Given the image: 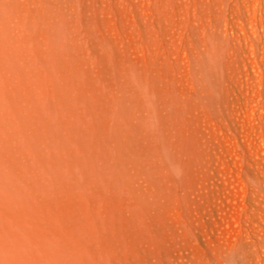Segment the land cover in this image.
Wrapping results in <instances>:
<instances>
[{
	"label": "rangeland",
	"instance_id": "obj_1",
	"mask_svg": "<svg viewBox=\"0 0 264 264\" xmlns=\"http://www.w3.org/2000/svg\"><path fill=\"white\" fill-rule=\"evenodd\" d=\"M197 1L199 0H189V7L190 5H192V3L195 6V4H197ZM107 2L109 1L107 0ZM109 4L111 5L110 2L106 5ZM24 5H26V8L28 9L27 4L25 3ZM114 6L116 7L117 5ZM154 7L156 6L154 5L153 8ZM30 8L34 9L35 12L34 7ZM117 9L119 14L118 12L114 13L112 12L114 10H111V16L108 15L107 17L106 15V19L109 23H107V25L110 26V23L116 22L121 27V32L123 33V35L120 34V30L119 34H117V32L116 34L118 37L120 35L122 36V38L123 36L128 37L126 39H123L125 40V42H123L122 38L119 37L122 40V43L125 44L127 42V53L134 54V49H136L135 54H137L138 57L142 58H138V62L136 63H140L142 60L141 65L144 61L143 59H145L143 57H145L146 55V58L149 60H147V63L149 62L147 68H149L150 65L152 66L153 64V67H155V69L153 70L154 72H152L155 73V77H157L158 75L159 78L162 77L163 81L165 80L162 83H168L170 88L173 85V87L178 91L182 93L186 91L195 96L197 92H193V90L191 91V89L193 88L192 82L195 81V84V79L197 77L195 76L196 78H194L193 81L194 74L192 75V73L195 72V69L191 63V60L188 61V59L186 62L188 55H190V47L186 40V37L185 39L184 37H181L182 34L180 33H183L185 36L183 28H177L179 31H177L179 35L174 34L175 37L173 38L171 36H167L169 32H165V28L157 25V20L155 18L158 17L157 19L159 20V16L157 14H154L155 12H153L156 17H150L155 20H153L152 18L150 19L151 21L153 20L152 22H155L156 25L154 23L151 24V21L149 20L150 25H154V28L158 26L160 27L159 30L162 29L164 30V33H167L164 34L163 32H161L162 30H160V32L158 30L156 35V30L155 32L154 30H151V33H153V36L156 39H160L161 41L163 39L162 43L164 45L161 44V41H158L161 47H156L160 50L162 49L160 51L161 55H159V50L157 51V49L151 44L152 41L149 40L150 36L149 38H147L148 35L146 36L144 35L145 33H142L146 37H143V35H141V38V36H139L136 31H134V33L132 34V31L130 32L128 30L127 33V30L125 31L123 29L124 25L122 26V22L124 20L122 21V17L124 16L122 11H120L121 8L117 6ZM194 9H196L197 11L199 7L195 6ZM29 10H27L28 14L26 13V17L32 23H30L27 18H25L24 21L26 22L23 23H26V25H21L24 28V36L28 35L26 36L28 38V42L26 41V37H22L18 40L15 38H11V36L9 35H6L4 33L6 28H3L0 25V40L2 42L0 44L10 50H14V47L16 46L18 49H20V55H16L17 59H15L16 57L13 55H10V57L8 56V58L6 57L7 55L5 53L2 54L5 47L0 46V96L4 98L3 99L2 97H0L4 100L3 101L2 99H0V101L3 102H0V165L5 167V179L3 182H0V264H220L217 263L218 261H214V257L212 258V256H214V253L212 252L215 249H218L219 244L222 245V242L224 244L227 240H229L228 238L231 239L234 234H243L242 232L246 233V231L251 230L253 225V221H251L252 219H250V214L253 208V202L250 200V196L252 195L255 186V182L252 178L255 177L253 171L264 170V110L261 111V105L264 104V98L261 99V102H256L254 100L252 102L250 101L253 110L252 119L254 122V126H252L249 124V120L247 121V108L245 109V105L247 103L246 94H248V92L246 91V88L243 87L245 86V84H243L244 81L239 78L241 75L238 73V75L240 76H236L237 74L235 76L237 77V81L241 80V85L239 84V81L237 84H229V82H227L229 84L228 85L227 83H225L228 86L223 83L220 92L215 95L213 100L210 98V100L212 101L215 100L214 104L208 99H206V101H209L210 103H208L210 105L208 103L205 104V101H203L206 106L202 108L203 110L200 109L202 112L197 108L196 109L198 111L196 112V109H194L195 107L193 108V106H195L196 104H192V102L188 99L186 100L187 102L184 101L185 104L182 103L183 100L182 102H179L178 107L182 109L177 111V114L174 116V120L171 125L169 124L170 117L168 115L165 116V118L168 117L169 119H165V121H167L168 123H164L168 124V126L164 124L163 126L165 127L163 131L166 132V134L170 133V136H168L169 138L174 135L170 139L167 138V140L170 142V145L168 142H166L167 140H163V143L162 139L160 138L163 131L159 134V129L157 128V131L154 130V127L151 126V124L146 119H143L145 122H143V120L141 121L139 119L138 121L136 119V123H133V127L136 128V132L132 133L131 129L133 127H128L130 131L128 130L129 133H127V131H125L124 129V131L120 130L121 126L124 125V122L123 125H121V123L119 122L121 121V119L119 117L116 118V116L114 117V119H112L113 116L110 115L112 112L107 109L106 112L103 109L104 107L100 106V101H92L95 100L91 97L94 93L91 91V89H89V92L87 90L86 92L85 89L88 85H92L91 87L94 86V89H96V87H98L99 89L103 87L102 85H100L101 87H99V81L101 77L105 79L104 77L106 75L104 76V74L106 73L104 72V70L107 71L108 67L105 63H107L108 60L115 65V68L116 65L117 67L119 66V68H122V64L125 62V60L128 61L131 55L129 56L126 53V50L125 53L127 54L128 58L125 53H122L124 52L122 51V47L124 48L125 45H122L121 50H119L121 51V54H112L111 56H109L110 58L112 57L111 59H108V56H102V54L100 53L101 51L99 52L98 49L93 48L95 50H98L96 51L97 54L94 53V55L96 54L97 60H95L96 58H94V61L91 62H97L96 64L98 73L96 72L95 74H93L92 72L91 74H89L90 72H88L87 74L86 71V74L88 75V78L89 76L95 77L96 83L94 82L93 84V82L91 83V81L88 79L87 81H90V84H86L85 87L84 85L81 86L83 88L76 85L73 87L74 89L70 85L69 88L68 86H64V90L68 92L69 96L66 93L62 92L61 97H63L62 99H66L67 97H69V99H71L70 101L75 98L76 102H79L81 107H85L88 111H90L84 113L86 114L85 118L87 120V123L88 121H90V123L92 121V123H94L91 124L92 127L95 126L98 127V129L102 130V135L99 134L102 136V138H100L98 134L94 135V139L91 140V144H93V146H88L85 142H82L83 140H79L80 142H77L75 140L73 141V149L75 150H73L72 152L77 154V160L79 162L81 161L80 163L76 162L77 160L73 161L70 158L72 152L70 155L65 154L66 151L63 152L64 148H59L60 150H57L54 153H50V151L48 153L46 151L47 154L43 153V156H40L41 154L37 153L38 159L36 163H34V161L31 159V157L33 156L30 154V151L28 153L26 149H22L20 145H14L16 143L13 144L12 141L11 144L10 140H8V137L22 139L27 136H25V133L22 134L24 132L23 128H20L23 130V132L22 130L18 129L19 127L17 128V126H21V124H23L24 122L22 120V116H29L27 109H31V106L26 107L25 102H27V100L31 102L33 98L37 97L36 94H40V97L45 95V98L47 95L46 99L43 97L46 101V104L49 103L50 100L52 101V99H54L55 101V97H48L47 89L50 88L49 92H51L50 90L54 88L52 90L56 91V97L61 93L59 91L60 89L58 90V88H56L58 87V84L56 83L58 81H56L55 78L59 80V78L63 76V72L61 71V73L59 72L60 70L53 69L55 72L53 73V70H48L51 69L48 65L47 66L49 68L45 66L48 69H46L42 65V67H40L41 69H39L40 65L38 66L37 64H33L35 66H38V68L37 66L35 67L38 70V74L39 70L41 71L40 76L37 75L36 77V74L34 73L35 75L33 76L32 72L31 76H33V79H37L38 77L40 82V79H43L44 77V79L47 78L46 80L50 81L49 76L51 75L47 74L48 70L54 75L59 74V76L56 75L55 78H53L55 80L54 83L57 84V86L52 82L53 84L49 85V88H47L48 86L44 84V87L42 85L39 87L40 84L38 83V80L35 81L32 79L31 83L36 84L35 82H37L38 84L36 85L38 86L35 87L34 85L29 84L30 87H28L27 82L29 83V81H31V76L28 75L30 72H27V66L25 67L26 69L24 68V66L27 64L25 60L29 56V48L27 47V45H31L33 49L35 47L34 50L36 52H39L40 48L44 51L48 49V47L44 48L46 44L42 39H40V32L47 31V28L44 27L42 28V31H38V29H41V27H43L44 25L43 23H38L39 21H36V12L33 15L34 12ZM153 10L156 11V8ZM192 10L193 9L191 8V11ZM196 11L194 10V12ZM137 13H135L136 16L134 15L135 17L131 21L134 24L137 21V23L139 22L140 25H143L144 22L141 21H143L144 18H141L146 13L144 15H141L142 17L139 15V12ZM196 13L199 14L200 11L198 10V12ZM196 13H194V16L191 13L190 16L196 17ZM31 15L36 19L33 20V17H31ZM15 19L16 18H12L11 21H15ZM91 20L92 21L90 22L91 24H93L94 20L92 18ZM33 21L37 22H35V25H40L34 26ZM145 24H147V22H145ZM98 25L100 24L98 23L94 27H98ZM184 28L186 29V27ZM36 29L37 34L35 32ZM96 29L98 30L99 28ZM141 30L142 29L140 28L138 30V33H141ZM50 31L51 30L49 29V32ZM123 31L128 35H125ZM173 31L174 33H177L176 30ZM30 32L31 35H29ZM53 32L54 31H52V34H58L56 32ZM92 35H95L93 39V36L91 35L86 37L88 38L89 43H91L90 41H92V44L90 45L93 47L97 42L100 43V39L98 35ZM38 39L40 40L39 44L37 43ZM127 39L128 41H126ZM41 41H43L44 44ZM69 41L70 39L68 40V43ZM11 42L12 44H14V46H12ZM70 42H72L70 43V45L72 46L74 41L71 40ZM139 42L142 43L141 46L143 47L140 46ZM37 45L40 47H38ZM132 45H134V47ZM129 46L132 47V50ZM23 47L26 49H23ZM95 50L93 52H95ZM150 50H153V52L157 54L150 52ZM155 50L157 52H155ZM161 52L163 53V56ZM173 52L179 53H177L176 57L174 55V58H172ZM150 53H152L153 57L159 55L162 60H164L163 63L160 64L157 62V60H154L152 57H150ZM32 54L35 55L34 51L32 52ZM22 57L23 60H21ZM133 57L135 58V56ZM175 58H178L180 61H178L177 59L175 60ZM99 59L100 61H98ZM15 60L17 64L16 67H20V72H24H21L19 74V71L17 69L18 72H16L18 74L16 72V74L14 73L13 65L15 64ZM168 60H170V62H167ZM176 61L178 62L175 64ZM99 62L100 64H98ZM19 63H23L24 66L21 67V64L18 66ZM187 63L189 65H186ZM176 65H178V67ZM185 65L188 66L189 69H186ZM100 67L101 69H99ZM43 68H45L44 70H46V73H44L46 75L43 74ZM112 68H114V66ZM150 69H152V67L149 68V70ZM246 69V65L242 66V70H244V72L247 71ZM117 70L118 68H116L115 71ZM101 71L102 74L100 73ZM66 72L68 71L64 72L65 75L72 73ZM189 72L191 75L188 74ZM120 73L118 72V74ZM53 74L52 77L54 76ZM67 75L65 76L66 79ZM65 77H63L64 81ZM166 78L168 81L166 80ZM43 81H41V83ZM12 83L15 86H10V84ZM50 83L47 82L46 84ZM211 84L215 85L216 83L212 82ZM31 85L34 86L35 89H33L34 87H32V90ZM177 86L179 88H177ZM44 88L47 89L45 90ZM80 88L82 91L80 90ZM53 91L51 93L52 95H54ZM73 91L77 93H74ZM63 93L66 95L65 97L63 96ZM189 93H187L186 95L189 96ZM71 94H73V96ZM88 96V100L91 98V100L89 101L86 100ZM80 97H82V101ZM184 98L187 99L186 96H184ZM75 99L73 101L74 104H72L73 102H70V106L73 107V111L76 112L77 110L79 113V109L77 108ZM67 100L68 98L65 101ZM52 102L49 103V105L47 104V106L49 107L52 104V108L57 107L56 105H53V103L57 104V101L53 103ZM67 102L69 103V101ZM75 104L76 106L74 107ZM37 106L39 107V109H42V107H40L41 104ZM89 106L93 110L89 108ZM38 107L35 106V108ZM94 107L96 111H94ZM70 109L71 108H69V110ZM97 109H100V112H102L103 109V112L100 113L99 111H97ZM52 111H55V109L53 108ZM73 111L70 110V112L68 111V113L70 114ZM96 112L98 115L96 114ZM91 115L93 116V118ZM95 115H97V118L94 117ZM88 116L89 119H87ZM107 116L109 117L107 118ZM110 116L112 118H110ZM98 117L101 118V123L97 122L96 119L100 121ZM115 118L117 120H115ZM16 119L18 121H16L18 125L14 123ZM106 119L111 123H108ZM20 120L22 122L21 124L19 123ZM114 120L117 124L114 123ZM95 121L99 123V126H97V123ZM137 121L141 122L138 124ZM70 123L73 125L74 121L73 123ZM70 123L68 124L69 126L71 125ZM142 123L145 125H143ZM174 123H176V125ZM137 124L141 125L138 127ZM148 124H150L153 129L149 127ZM72 125L70 127H73ZM110 126L111 128L108 129ZM114 126L122 132H118L119 130L113 129L115 128ZM102 127L105 128V131L104 128L102 129ZM92 129L93 128L87 131L83 130V132L84 134L88 132V136H92L90 135V133H95L93 132L94 129ZM96 130L97 129H95V131ZM138 130L140 131L138 132ZM142 131H145L144 135ZM80 132L83 133L82 131ZM123 132L125 134H123ZM16 133L17 135L21 134V136L23 135L25 137H17L16 135L14 136V134ZM87 134H85V136H87ZM124 135L127 136L125 137ZM98 137L100 140H98ZM132 137L133 139H131ZM120 138H122V140ZM157 138H159L160 140L159 145H157ZM172 138H174L175 140ZM116 139H118L119 142ZM125 140H128L127 143ZM131 141H135V144H143L144 149H142L144 150V152L138 146H136V149L132 148L133 145L132 143H130ZM153 141H155V144L153 143ZM26 142L24 144H26ZM121 143L122 146L120 145ZM147 143H149L148 145L151 144V147L148 146ZM74 145L76 147H74ZM95 146H97L96 149ZM166 146L168 148H166ZM122 147L124 150L122 149ZM89 148L91 150V154L88 153ZM30 149H32V147L28 146V150ZM108 150H110L111 152ZM157 150L161 151L159 152ZM82 151L85 152V155L87 157L83 154ZM117 151L118 153L121 151L120 155H118ZM146 152H148L147 155L148 157H150L149 163L151 164V166L149 164H146L144 162V159L140 157L142 153L143 156L146 155ZM78 153L80 154V156ZM97 153L99 154L98 156ZM81 154H83L85 157ZM95 154L97 157H95ZM135 154H137L138 156H135ZM91 157L93 158V160L96 159L97 161H93L92 159L89 160V158ZM152 157H154V159ZM33 158L35 160V157ZM102 158L104 159V161L102 160ZM94 162H97L98 164L96 163L95 165ZM127 162L128 164H130L127 165ZM133 163L134 165H136L135 167ZM119 164H122V167ZM139 164H141L140 167ZM124 165H126V167H124ZM148 165L152 169H148ZM110 167L111 169H109ZM137 169H141L142 172L141 170L138 171ZM148 170L150 174L148 173ZM146 173H148L149 175L146 176ZM142 174L145 177H143ZM260 174L261 177L264 178V174ZM140 179L144 184L142 183V181H140ZM139 184L142 185V187ZM247 214H249V217ZM225 238H227V240ZM216 242H218L219 244ZM210 253H212V255Z\"/></svg>",
	"mask_w": 264,
	"mask_h": 264
},
{
	"label": "bare ground",
	"instance_id": "obj_2",
	"mask_svg": "<svg viewBox=\"0 0 264 264\" xmlns=\"http://www.w3.org/2000/svg\"><path fill=\"white\" fill-rule=\"evenodd\" d=\"M108 1L111 3V5L110 4L106 5L107 3H109V2H107V0H0V25L3 28L4 27L6 28L4 33L6 35L11 36V38H13V39L15 38V39L19 40L22 37L28 36V35L24 36V33H25L23 31L24 28L21 25H24V24L26 25V23H23V22H26L24 20H25V18H27L26 17L27 16L26 15L27 10L30 9L32 12H34V9H31L30 7L35 8V12L37 14V16H36L37 20L36 21H39L38 23H43V25H44L43 27L40 26L41 29H38V31L39 30L42 31V28H44V27L47 28V31L40 32V39H42L44 41V43L46 44L44 48L48 47V49H46L44 51L43 49L40 48L41 52L40 51L36 52L34 50L35 47L33 49V47L31 45H27V47L29 48V50H28L29 56L25 60L27 64L24 66L23 63H19L18 66L20 64H21L20 66L21 67L24 66V68L27 66L26 67L28 70L27 72L28 73L30 72L29 74L28 73L27 74L31 76V74L33 72V76L36 74L35 77L37 75L40 76V73H41V71L39 70V74H38V72H37L38 70L35 68L37 65L38 66L40 65L39 69H41L40 67H42V66L45 67L48 65L51 69H48L49 68L48 66H47L48 68H46V67L45 68L50 70V71H52L53 69H57V70H60L59 72H61V71L63 72V74H62L63 76L61 75L62 77H60L63 80H61L60 78L58 80L55 78V76L56 75L59 76V74L54 75L53 74V73H55L54 70H53V73H51L50 71L47 70V72H48L47 74L51 75V76L48 75L50 77L51 83L49 80H46L47 78L44 79V77H43V79H40L41 81L45 80V81H43L45 83H43V82L41 83V81L39 82L38 77H37V79L36 78L33 79L32 78L33 76H31V81H29V83L27 82L28 87H30L29 84H32L31 83L32 79L35 81L38 80V83L40 84L39 87L41 85L43 86V84H44V85L48 86L47 88H49V85L53 84L55 82V80L58 81V82H56L58 84V87H56V88H58V90L60 89L59 91L61 93L58 94V92H59L58 91L57 97L55 96L56 91L52 90L54 88H52L50 90L51 92H49L50 88L49 89L46 88L48 90V92L46 91L48 93V97H51V96L55 97V99H56L55 101H57V104L53 103V102H55L54 99H52L53 102L50 99L49 100L53 103L54 106L56 105L57 107H53L55 109V111H52L53 110V108L51 107L52 104L49 107L47 106V104L49 105V103H51V102L48 100L49 103L46 104V101L44 100L45 95H43L42 91H41V93L43 95L42 97H40V94H36L37 97H35V98L30 97V98H33L32 101L30 102L29 100H27V102H25L26 107L31 106V109H27L29 116H25V117L22 116V120L24 122H23V124H21L22 122L20 120L19 123L21 124V126L20 125L17 126V128L19 127L18 129L23 128L24 132L22 129H20V130H22V132H23L22 134L25 133V136L27 135L26 136L27 138L23 135L22 136L25 138H22V139L15 138V137H8V140H10V142L12 141L13 144L16 143L14 145H20L21 148L26 149V151L28 153L30 151V154L33 157H35V160L33 157H31V159L34 161V163H36V161L38 159L37 153L41 154L40 156H43V153L47 154L46 151L48 153H49V151H50V153H52V152L54 153L55 151L60 150L61 148L62 149L64 148V151L63 150L62 151L63 152L66 151L65 154L70 155L71 152L73 150H75V149H73V143H74L73 141L74 140L77 142L79 140H81V141L83 140L82 142H85L88 146L89 145L93 146V144H91V140L94 139V137H95L94 135L101 134L102 130L98 129V127H95V126L92 127L91 124H94V123H92V121H91V123H90V121H88V123H87V120L85 118L86 114H84V113L90 112V111H88L85 107H81L79 102L77 103L76 99L74 97L73 98L75 99V103H77V108L79 109V113L77 110H76V112L73 111L74 109H72L73 107L70 106V102H73L74 99H72V101H70L71 99H69V97H67L68 98L67 101H69V103H68L67 101H65L67 98L62 99L63 97H61V95H62V92L66 93L68 95V92L64 90V86L65 87L68 86V88H69V85H70L73 88L75 85L78 87L79 86L81 87L84 85V87H85L86 84L87 85H88V83L90 84V81H91V83L93 82V84H94V82L96 81V78L90 77V76L88 78L87 74H88V72H90L89 74H91L92 72H93V74H95L96 72L98 73V71H97L98 68H97V64H96L97 62L92 63L94 61L93 60L94 58H96L95 60H97L96 51H98V50H99V52L101 51L100 53L102 54V56H106V57L108 56L107 58L111 59L112 57L110 58L109 56H111L112 54H115V53H120L121 51H119V50H121V46L125 45L124 48L122 47V51H124L122 53H125L126 45H128V44H127V42L125 44L122 43V40L126 39L128 37L123 36V38H122L121 35H123V33L121 32V27L118 25V23L112 22L113 24L110 23V26L107 25L108 21L106 18L108 17V15L111 16V10H114V11H112L114 13L118 12L117 6L121 8L120 11H122L123 16H124V17H122V21L124 20L122 22V26L124 25V27H125V28L123 27V29L125 31L127 30V33H128V30L130 32L132 31L131 32L132 34L134 33V31H136V33L139 36L143 35L142 33H145L144 35H146V36L148 35L147 38H149V36H150L151 39L149 38V40L152 41L151 44L155 48L157 46L161 47L160 43H158V41H161V40L156 39L153 36V33H151V30H154V32L156 30V35H157V32L160 28V27L156 26L157 27V29H156V27L154 28V25H150V21H151L150 18H152L153 16H154V18L156 17L154 14H157L159 16V20L157 19L158 17L155 18L157 20V25L162 26V28H165L164 29L165 32L168 31L169 34H171V35H169L167 33H164L163 32L164 30L160 29V30H162L161 32H163L164 34H167V36H171L173 38V37H175L176 34L179 35V33H178L179 31L177 28H179V27L183 28L185 36L183 33H180L183 35V36L181 35V37H184V39L186 37V40H187L189 47H190V55H188L186 62L188 59H189L188 61L191 60V63L195 69L196 74H195V72L192 73V75L194 74L193 81H194V78L197 77L195 79L196 83L194 84L195 81L192 82L193 88L191 89V91L193 90V92H197L196 95L194 96L193 94H190L189 92H186L185 90H183V91H185L184 93L178 91L176 88L173 87L172 84H171L172 86L170 88L168 83H166L167 85L162 83L165 80L163 81L162 77L159 78V76L157 74H156L157 77H155V75H154L155 73H153L154 72L153 70L155 69V67H153V64H152V66L150 65V67H149V68L152 67V69L149 70V68H147L149 62L147 63L148 59L146 58V55H145V57H143V58H145V59H143L144 60L143 61L144 66H143V63L141 65L142 60L140 63H136V62H138V58L142 59V58L138 57L137 54H135L136 49H134V54H130V53L128 54L127 50H126V53L129 56L131 55V57H129L128 61L125 60V62L121 66L122 68H119V66L117 67V65H116V68H118L117 71H115L116 70L115 65L112 64L111 61L108 60V62L106 61L107 63L104 62L108 67H107V71L104 70V72L106 74H104V73L103 74H104V76L106 75L107 77L105 76L104 77L105 79H103L101 77V79L99 81V83H100L99 87H101L100 85H102L103 87H101L100 89L98 87H96V89H94L95 88L94 86H93L94 87L93 88V87H91L92 85L91 86L88 85V86H86L85 91L87 90L89 92V89H91V91L94 93L91 97H92V99L93 98L95 99L92 101H96V102L100 101V106L104 107L103 109L105 111H106V109L111 111L112 113L110 115L113 116V118L111 116H110V118L114 119L115 116H116V118L119 117L121 119V121H119L121 123V125H123V122H124V125L121 126L120 130H122V131L125 130V131H127V133H129V131H130L129 128L133 127V123H136L135 122L136 119L138 121H139V119L141 121L143 119L144 120L146 119L151 124V126L154 127V130H156L157 128L159 129V134H160L165 127L163 125L168 123L167 121H165V119L168 117L165 118V116L168 115L170 117V119L169 118L168 119L170 120L169 124L171 125L173 120H174V116L177 114V111L182 109V108L178 107L179 102H182V100H183L182 103L185 104L184 101L189 99V101H191L192 104H194V103L196 104L195 106H193V108L195 107L194 109L197 108L200 110L204 106H206L205 105L206 103L209 102V101L207 102L206 99L210 100V98H211L213 100L215 95L218 92H220V89H221L223 83L225 84V83L229 82V84H231V83L237 84L239 80L237 81L236 76H240V75L241 76L239 78L242 79L244 81V82L242 81L243 84H245V86H243V87H245L246 91L248 92V94H246L247 95V97H246L247 103L245 105L246 106L245 109L247 108V110H246L247 111V114H246L247 121L249 120V124L254 126V122L252 119L253 110H252L251 102L253 100L256 102H261V99L264 98V0H199V1H197V4H195V6L199 7V9H197V11H196V9H194L195 6L193 3H192V5L194 8L192 7V5H190V7H189V2H188L189 0L188 1L187 0H108ZM25 3L27 4L28 9L26 8V5H24ZM113 4L117 5V6L115 7ZM154 5L156 7L153 8ZM155 8H156V11L153 10ZM191 8L193 9L192 11H191ZM38 9H39L40 13L38 12ZM194 10L196 12H198V10H199L200 13L198 14V13L194 12ZM35 12L33 13V15L35 14ZM137 12H139L140 16L144 15L146 13L144 15L145 17L141 16L142 17L141 19L144 18V20L141 21V22H144L143 25L142 24L140 25L139 22L137 23V21L135 22V24L132 23V21H131L136 16L135 13H137ZM153 12H155V13L153 14ZM191 13L193 16H194V13H196L197 14L196 17L192 16L193 17L192 18L190 16ZM118 14H119V12H118ZM120 14H121V12H120ZM106 15H107V17H106ZM121 16H122V14H121ZM150 16H152V17H150ZM31 17H33V16L31 15ZM12 18L13 19L16 18L17 22H16V19H15V21L14 20L11 21ZM36 18L33 17V20H35ZM91 18L94 20L93 24H91V22H90V21H92ZM116 18H118V17H116ZM155 19H153V20H155ZM27 20L30 22V20L28 18H27ZM147 20L148 21L150 20V21L148 22ZM152 21H151V24H153V23L155 24V22H152ZM35 22H34V26L38 25V24L35 25ZM105 22H106V25H105ZM145 22H147V24H145ZM30 23H32V22H30ZM98 23L100 25H98V27H94ZM31 26H32V24H31ZM38 26H37V28H38ZM184 27H186V29ZM48 28L51 30L50 32H49ZM96 28H99V29L97 30ZM140 28L142 29L141 30L142 32L140 31L141 33H138L139 32L138 30ZM116 29H118V30H116ZM119 30L121 32L120 33L121 35L119 37L122 38V40L117 36V34H119ZM160 30H159V32H160ZM173 30H176V32L177 31L178 32L174 33ZM0 31H1V29H0ZM52 31H54L53 33L56 32L58 34H52ZM35 32L37 34V29ZM116 32H117V34H116ZM127 33L124 32L125 35ZM88 34L91 36H93L92 34H96V36L98 35V37L100 39V43L97 42L96 45H94V43H93L94 46L92 47L90 45V44H92V41H90L91 43H89L88 38L86 37V36H89ZM0 35H1V33H0ZM29 35H31V32L29 33ZM144 35H143V37H146ZM38 36H39V34H38ZM94 36L92 37V39L94 38ZM33 37H34V35H33ZM116 37H117V39H116ZM0 38H1V36H0ZM132 38H133V36H132ZM138 38H137V40H138ZM141 38H142V36H141ZM69 39H70V41L71 40L74 41L72 46L70 45V43H72V42L69 41V43H68ZM130 39H131V37H130ZM141 40H144V39H141ZM26 41L28 42L27 37H26ZM34 41H35V38H34ZM43 41H41V42L43 43ZM126 41H128V39ZM29 42H31V41H29ZM123 42H125V40H123ZM162 42H163V39L161 41V44H163ZM0 43H2L1 40H0ZM15 43H17V42H15ZM37 43L38 44L40 43L39 39L37 40ZM11 44H12V42H11ZM134 45H132V46L134 47ZM141 45H142V43H140V46ZM0 46L5 47L2 44H0ZM12 46H14V44H12ZM43 46H42V48H43ZM119 46H120V48H119ZM38 47H40V46H38ZM129 47H130V49L132 48L131 46H129ZM141 47H143V46H141ZM93 48L98 49V50H95ZM137 48H138V46H137ZM23 49H26V48L23 47ZM156 49H157V51L159 50V55H161L160 51L162 49L161 50L158 48H156ZM94 50H95V52H93ZM33 51H34L35 55L32 54ZM157 51L155 50V52H157ZM150 52L154 53L153 50H150ZM4 53L7 55V56L4 55L6 57H8V56L10 57V55H13L16 57L17 54H18V56L20 55V49H18L17 46L14 47V50H10V49H7V47H5L3 49L2 54H4ZM94 53H96V54L94 55ZM126 53H125V55L127 56ZM131 53H132V51H131ZM152 53L149 54L150 57H152L154 60H157L158 63L162 64L164 60H162V58L159 55H157L156 57L155 56L153 57ZM177 53H179V52H176V53L173 52L172 58H174V55L176 57ZM154 54H157V53H154ZM27 55H28V53H27ZM125 55H123V56H125ZM132 55L135 56V58ZM162 56H163V53H162ZM127 58H128V56H127ZM178 58H175V60L177 59L178 61H180L179 60L180 58L179 59ZM181 58H182V56H181ZM15 59H17V57ZM125 59H126V57H125ZM21 60H23V57ZM170 60H168L167 62H170ZM98 61H100V59ZM178 61H176L175 64ZM115 63H116V61H115ZM181 63H183V62H181ZM188 63H190V62H188ZM188 63L186 65H189ZM15 64H16V60H15ZM15 64L13 65V67L15 69L12 67L14 70V73L17 71V69L19 71V74L21 72H24V71L20 72V70H19L20 67L19 68L16 67L17 64L16 65ZM33 64H37V65L35 66ZM98 64H100V62ZM111 65H112V67L114 66V68H112ZM178 65H176V66L178 67ZM186 65H185V68L189 69V67ZM244 65L247 66L246 72H244V70H242V66H244ZM38 66H37V68H38ZM12 68H11V70H12ZM45 68H43V71H44V72L42 71L43 74L46 73L45 72L46 70H44ZM99 69H101V67ZM174 70H173V72H174ZM65 71L72 72L71 74H68V75L66 74L67 79L65 77L66 76L64 73ZM86 71H87V74H86ZM68 72H66V73H68ZM118 72L119 73L121 72V73L118 74ZM190 72H192V71H190ZM190 72L188 73L189 75H191ZM100 73L102 74V71ZM238 73L240 75H238ZM24 74H26V73H24ZM52 74L54 75L53 77H52ZM44 75H46V74H44ZM63 77H65V81H64ZM53 78H55V80ZM98 78H100V77H98ZM88 79L90 81H87ZM28 80H30V79H28ZM166 80H167V78H166ZM35 81H33V82H35ZM46 81L50 84H46L47 83ZM160 81H161V83H160ZM240 81H239V84L241 85ZM175 82H177V81H175ZM210 82L211 83L214 82L216 84L213 85ZM35 83L38 84L37 82H35ZM190 83H191V80H190ZM36 84L33 83L32 85H34L36 87V86H38ZM57 84H55V85L57 86ZM227 84H225V85L228 86L229 84L228 85ZM32 85H31V89H32V87H34ZM10 86L13 87L15 85L12 83V84H10ZM95 86H96V84H95ZM174 86H175V84H174ZM178 86H177V88H179ZM35 87L33 89H35ZM87 87H89V88H87ZM81 88H83V87H81ZM81 88H80V90H81ZM52 91H53L54 95L51 94ZM68 91H70V90H68ZM36 93H38V92H36ZM39 93H40V91H39ZM74 93H77V92H74ZM187 93H189L190 97L188 95H186ZM49 94H51V95H49ZM84 94H85V92H84ZM249 94H250V96H249ZM59 95H60V97H59ZM71 95L73 96V94H71ZM89 95H90V93H89ZM212 95H213V97H212ZM30 96H31V93H30ZM63 96L65 97L66 95L64 94ZM72 96H71V98H72ZM74 96H76V95H74ZM184 96H186L187 99L184 98ZM209 96H211V97H209ZM0 97H2V96H0ZM76 97H78V96H76ZM83 97H86V96H83ZM2 98H0V99H2ZM46 98H47V95H46ZM57 98H58V100H57ZM80 98L82 101V97H80ZM88 98H89V96L87 97L86 100H88ZM28 99H29V97H28ZM63 100H64V102H63ZM89 100H91V98ZM212 100H210V101H212ZM203 101H205V104L203 103ZM214 101H212L213 104H214ZM0 102H2V101H0ZM59 102H61V103H59ZM39 104H41L40 107H42V109H39V107L37 106ZM72 104H74V102ZM78 104H79V106H78ZM85 104H86V102H85ZM96 104H98V103H96ZM90 105H91V103H90ZM35 106L38 108H35ZM75 106H76V104L74 105V107ZM95 107H94V111H96ZM69 108H71L70 110L73 111L70 114L68 113V111L70 112ZM77 108H75V109H77ZM89 108H91V107L89 106ZM103 109H102V112H103ZM194 109H193V111H194ZM197 109H196V112L198 111ZM263 110H264V104L261 105V111H263ZM97 111L100 112V109L99 110L97 109ZM102 112H100V113H102ZM196 112H194V113H196ZM91 114H92V112H91ZM96 114H97V112H96ZM108 114H109V112H108ZM97 115H95L94 117L97 118ZM105 115H103V116H105ZM108 117L109 116H107V118ZM92 118H93V116H92ZM116 118H115V120H117ZM87 119H89V116L87 117ZM99 119H100V121L98 119H96V120H97V122L101 123V118H99ZM103 120H105V119H103ZM115 120H114V123H116ZM144 120H143V122H145ZM16 121H17V119L15 120V122L14 121L13 122L18 125V123H17L18 121L17 122ZM73 121H74V123H73ZM107 121H104V122H107ZM70 122H72L73 125ZM112 122H113V120H112ZM140 122H138V124ZM164 122H166V123H164ZM69 123L73 127H70L71 125L69 126L68 125ZM99 123H97V126H99L98 125ZM108 123H111V122L108 121ZM138 124H137V126L139 127L141 124L140 125H138ZM150 124H148L149 127H151ZM174 124L176 125V123H174ZM104 125H105V123H104ZM143 125H145V124H143ZM166 125L168 126V124H166ZM246 125H248V124H246ZM74 126H76V127H74ZM112 126H113V124H112ZM91 128L94 129V130L93 129L92 130L95 133L94 134L90 133V135H92V136H88V134H87L88 132H86L85 134H87L88 137L85 136L83 130L87 131V130H90ZM103 128L104 127H102V129ZM110 128H111V126L108 129H110ZM118 128H120V127H118ZM95 129H97V130L95 131ZM113 129H117V128L115 127ZM135 129H136L135 127H133L131 129L132 133L136 132ZM117 130H119V129H117ZM120 130L118 132H122ZM140 130H138V132ZM80 131H82L83 133H81ZM91 131H89V132H91ZM104 131H105V128H104ZM106 133H107V131H106ZM144 133H145V131L143 132V135H144ZM123 134H125V133L123 132ZM156 134H155V136H156ZM15 135L17 137H22L21 134L17 135V133H16V134H14V136ZM101 135H99L100 138H102ZM118 135H119V133H118ZM149 135H147V136H149ZM168 136H170V133L166 134V132L163 131L160 138L162 139V141L163 140L166 141L167 138H169ZM172 136H174V135H172ZM122 138H123V135H122ZM122 138H120V139L122 140ZM118 139H116V140H118ZM131 139H133V137ZM150 139H151V137H150ZM154 139H155V137H154ZM157 139H158L157 145H159L160 140H159V138H157ZM172 139H174V138H172ZM172 139H171V141H172ZM98 140H100L99 137H98ZM114 140H115V138H114ZM134 140H135V138H134ZM26 141H28V142H26ZM127 141H126V143H127ZM140 141H141V139H140ZM12 142H11V144H12ZM25 142L27 145L24 144ZM102 142H103V140H102ZM118 142H119V140H118ZM118 142H116V143H118ZM166 142H168L170 145V142L168 140ZM166 142H165V144H166ZM111 143H112V141H111ZM123 143H124V141H123ZM130 143H132V145H133L132 148L136 149V146H138L140 149H142V148L144 149L143 144L141 145L140 143L139 144L136 143L137 144L136 145L135 141H131ZM149 143H147V145ZM153 143L155 144V141H153ZM163 143H164V141H163ZM75 144H76V142H75ZM57 145H58V147H57ZM77 145H78V143H77ZM94 145H97V144H94ZM113 145H114V143H113ZM120 145L122 146V143ZM169 145H168V147H169ZM28 146L32 147V149L28 150ZM118 146H119V144H118ZM148 146L151 147V144ZM74 147H76V146L74 145ZM162 147H164V146H162ZM168 147L166 146V148H168ZM78 148H79V146H78ZM96 148H97V146H95V149ZM17 149H19V148H17ZM80 149H81V147H80ZM99 149H100V147H99ZM122 149H123V147H122ZM170 149H172V148H170ZM77 151H78V149H77ZM108 151H110V150H108ZM118 151H117V153H118ZM157 151H159V150H157ZM32 152H34L35 154ZM63 152H59V153H63ZM110 152H108V153H110ZM120 152L118 153V155H120ZM143 152H144V150H143ZM88 153L91 154L90 148L88 150ZM88 153H87V155H88ZM147 153L148 152H146V155H144V156L142 153V155H140V157H142L144 159V162L146 164H149L151 166V164L149 163L150 157H148ZM83 154L85 155V152H83ZM83 154H81V155H83ZM98 155L99 154L97 153V156ZM136 155L137 154H135V156ZM79 156H80V154H79ZM97 156L95 154V157H97ZM70 158L73 161H76L77 160V154L72 152V154L70 155ZM109 158H110V156H109ZM115 158H118V157H115ZM152 158L154 159V157H152ZM90 159L93 160L92 157L89 158V160ZM99 159H101V158H99ZM121 159H123V158H121ZM81 160H82V158H81ZM94 160L97 161L96 159H94ZM102 160L104 161L103 158H102ZM123 161H125V160H123ZM76 162H79V161L77 160ZM96 163H95V165H96ZM129 164L127 162V165H129ZM90 165H92V164H90ZM133 165H134V163H133ZM140 165L141 164H139V167H140ZM149 165L147 167L148 169L150 168ZM135 166L136 165H134V167ZM124 167H126V165H124ZM144 168H143V170H144ZM109 169H111V167ZM150 169H152V168H150ZM98 170H99V168H98ZM121 170H124V169H121ZM139 170H141V169H139ZM4 171H5V167L0 165V182H3L5 179ZM141 172H142V170H141ZM148 173H149V170H148ZM148 173H146V176L150 174V173L149 174ZM260 173L264 174V170H259V171L254 170L253 174L255 175V177H252L253 181L255 182L254 190L252 192V195L250 196V200L253 202L252 212H251V214L249 213L250 219H252L251 221H253V223L251 222L253 224L252 228H251V230L246 231V233L242 232L243 234H234L233 237L231 236L232 237L231 239L228 238L229 240H227V238H225L227 241L224 244L222 242V245L219 244L218 242H216L219 244V247H218V249H215V250L213 249L214 251L213 252L211 251V252L214 253L213 254L214 256H212V258L214 257V261L215 260L218 261L217 263H220V264H264V178L261 177ZM251 176H253V175H251ZM143 177H145V176L143 175ZM150 177H149V179H150ZM140 181H142V180L140 179ZM142 183H143V181H142ZM140 186L142 187V185H140ZM133 187H135V186H133ZM138 191H140V190H138ZM249 214H247L248 217H249ZM246 228H244V229H246ZM212 253H210V254L212 255Z\"/></svg>",
	"mask_w": 264,
	"mask_h": 264
}]
</instances>
